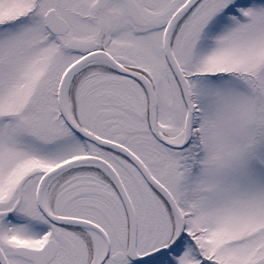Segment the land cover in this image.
<instances>
[{
  "label": "snow or ice",
  "instance_id": "snow-or-ice-1",
  "mask_svg": "<svg viewBox=\"0 0 264 264\" xmlns=\"http://www.w3.org/2000/svg\"><path fill=\"white\" fill-rule=\"evenodd\" d=\"M0 264H264V0H0Z\"/></svg>",
  "mask_w": 264,
  "mask_h": 264
}]
</instances>
